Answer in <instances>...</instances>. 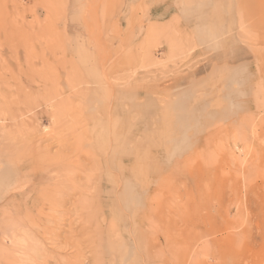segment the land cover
Masks as SVG:
<instances>
[{"label": "rangeland", "instance_id": "1", "mask_svg": "<svg viewBox=\"0 0 264 264\" xmlns=\"http://www.w3.org/2000/svg\"><path fill=\"white\" fill-rule=\"evenodd\" d=\"M0 264H264V0H0Z\"/></svg>", "mask_w": 264, "mask_h": 264}]
</instances>
